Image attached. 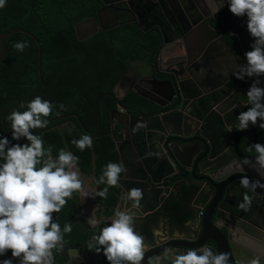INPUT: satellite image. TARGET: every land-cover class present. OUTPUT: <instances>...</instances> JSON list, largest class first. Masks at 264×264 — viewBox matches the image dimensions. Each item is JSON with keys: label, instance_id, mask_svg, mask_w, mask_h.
<instances>
[{"label": "water", "instance_id": "95a60500", "mask_svg": "<svg viewBox=\"0 0 264 264\" xmlns=\"http://www.w3.org/2000/svg\"><path fill=\"white\" fill-rule=\"evenodd\" d=\"M100 1L104 7L125 3L127 11L135 17L134 21L138 23L137 28L144 33H147L149 29L156 28L163 41V48L157 63L159 71L172 75L170 80L159 79L154 76L157 67L149 66L147 71L141 72L139 76L152 87L147 89L133 86L123 92L121 86L129 74L130 68H128L115 88L117 97L123 100L132 91H135L141 97L159 106L161 111L152 117H146L144 114L131 115L123 107H120L119 111L111 113L113 125L117 123L121 127L125 138L123 141H116L117 152L126 169L118 185L121 193L117 208L121 210L130 208L125 200L128 190L139 188L143 190L144 194L140 209L135 210L137 211L136 230L144 236L146 243L150 246L143 264H148L149 257L161 255L165 248L183 253L201 246L210 247L215 252L228 253L229 264H253L255 260L264 264V212L259 217L251 215L243 218L241 215H237L235 207L228 206L229 202L234 203L238 199L235 196L232 200L229 198L233 196L234 183L240 182L241 175H247L251 180L260 179L252 167L245 166L243 173L236 168V164L245 158L255 159V156L243 152L240 141L255 135L259 130L258 125L244 132L235 129L231 133L225 131L226 125L234 126L237 118L235 114H240L239 108L245 102L244 98L247 92L226 91L224 87L227 83L234 82L235 74L246 63L245 53L252 50L253 38L248 31L238 33L228 29L222 21L218 20L215 11L213 14L210 12V18L216 22L215 25L220 24V29L213 27L210 25L211 23L207 25L204 21L197 23L190 14L186 13V22L192 28V32L202 27L203 38L194 46V53H191L187 47L184 52L181 50L169 54L168 58L172 67L169 69L164 67V57L169 52L171 45L174 44L170 37L175 35L177 30L185 33L181 17L173 4L167 3V6L163 4L165 11L163 14L159 8H152L150 4L143 3V0ZM225 7L226 10H229L227 6ZM99 13L98 11L97 17L82 21L75 26L77 39L80 43L106 30L100 22ZM147 20L153 21L150 28L145 27ZM226 33L236 38L237 52L227 41ZM16 34L29 36L39 47L40 83L37 93L28 101L30 102L39 96L44 85L43 49L36 36L28 31L16 30L6 35L0 33V66L6 56V41ZM245 43H249V46ZM224 50L227 51L226 55L233 56L234 69L238 68L239 70L228 76L230 64L224 61L222 65L227 69L225 81L208 94L219 93L223 97L224 91H226L227 94L222 100L225 99L229 107L223 113V117H202L201 107L203 106L191 103L189 98H198L193 93L197 89H203L202 84L208 80H197L198 77L202 78L205 74V68L202 65L204 59L226 56ZM141 63L136 62L135 64ZM175 66L183 68L182 72L187 73L188 80L194 83L193 86H186L187 80L186 82L180 80V73H177L173 68ZM191 68L196 69V72H191ZM149 72L152 74L151 78H147ZM175 100H177L175 106L177 109L173 110L172 104ZM231 108L233 109L231 110ZM13 110L8 111L2 119L3 129L9 136L11 133L6 129V116ZM72 116L74 114L64 116L62 119ZM219 123H223L224 132L222 134L215 132L214 136H210L209 132H213V128L217 130ZM260 136H255L253 144L259 143ZM79 172L82 175L80 168ZM94 180L95 178L92 176L89 183L95 194L97 186ZM243 191L246 190L243 188ZM259 193L264 195V191H259L258 188L255 193L249 192L248 194L251 197V195ZM94 194L92 198L94 197L93 202H96L97 198ZM76 201L79 203L78 208L80 209L77 218L81 226L85 227L82 222L85 218L82 210L83 203L80 198ZM101 217L105 220V224L101 227L106 226L110 219L105 217V212ZM241 219L243 220L240 222ZM177 230L179 233L184 232L189 236L185 237L183 241H179L168 235V233L173 234V231ZM180 230L182 231L180 232ZM157 231L160 233L158 236L154 234ZM171 240L173 243L169 245ZM167 245L169 246L166 247ZM79 249L77 252L70 251L64 255L68 264H75L76 261L89 263V260L93 258L97 259V264H103L102 254L97 255L95 252L88 254V248L84 249L83 246Z\"/></svg>", "mask_w": 264, "mask_h": 264}, {"label": "clouds", "instance_id": "9594fccd", "mask_svg": "<svg viewBox=\"0 0 264 264\" xmlns=\"http://www.w3.org/2000/svg\"><path fill=\"white\" fill-rule=\"evenodd\" d=\"M7 3L8 0H0V10ZM218 5L215 14L227 6L235 17L246 18L247 31L253 38L252 50L245 53L246 63L235 74L241 81L252 79L246 93L247 110L240 112L234 126L226 125L225 131L244 132L257 125L264 131V0H218ZM28 46L27 41H21L14 48L23 52ZM20 107L26 110H13L6 116L11 126V140L0 134V264H55V254L64 252L65 235L73 227L71 222H66L61 228L58 217L54 219L53 214L60 213L74 194L82 198L89 194L84 191L79 157L63 148L53 156L52 147L46 148L43 138L33 132L48 127L52 103L37 96ZM59 107L63 110L64 105ZM22 140L27 143H19ZM72 143L81 152L93 147L90 134ZM247 151H254L255 159L245 158L236 168L243 173L245 166L252 167L260 179L241 175L240 185L246 191L239 208L244 212L252 205L248 193L264 189V143L251 144ZM125 172L122 164L108 163L95 180L97 187L106 186L94 195L107 199L109 188L117 187ZM143 199L142 189L128 190L125 200L130 208H117L106 226L101 227L105 224L103 217H89L87 224L93 235L88 250L103 254L108 264H143L150 246L136 230L135 211L140 209ZM154 234L160 235L158 231ZM9 251L11 257L4 258ZM229 260L228 253L201 246L183 253L165 248L161 255L149 257L148 264H229ZM253 264L260 261L255 260Z\"/></svg>", "mask_w": 264, "mask_h": 264}, {"label": "trees", "instance_id": "16d2710c", "mask_svg": "<svg viewBox=\"0 0 264 264\" xmlns=\"http://www.w3.org/2000/svg\"><path fill=\"white\" fill-rule=\"evenodd\" d=\"M103 6L100 0H8L6 7L0 10L1 34L28 31L36 36L43 49L44 85L39 96L54 107L48 118V127L35 129L34 134L43 138L46 148L52 147L53 156L58 155L62 148L78 156L82 174L94 176L95 180L102 175L108 163L122 164L116 141H123L124 133L117 123L113 125L111 113L123 107L127 113L136 116L159 114V106L135 91L120 100L115 88L134 63L151 59L157 63L163 48L159 33L146 34L137 28L135 21L126 25L113 22L104 26L106 30L80 43L75 26L97 17ZM21 41L29 44L23 52L14 48ZM6 47V56L0 66V134L11 140L3 129L2 119L8 111L27 103L37 93L40 83L39 47L24 34L10 37ZM61 104L64 105L63 110L59 107ZM72 114L74 116L62 119ZM6 129L11 133L10 122L6 121ZM84 134L92 136L93 147L81 152L72 141ZM105 186L99 185L97 191ZM120 193L117 186L109 188L107 199L96 196L101 209H105V217L114 214ZM75 203L73 197L60 213L53 214L54 219L58 217L61 228L66 222L72 224V232L65 235L66 242L80 234L77 223L79 210ZM10 257L9 251L4 258ZM104 264H108L105 257Z\"/></svg>", "mask_w": 264, "mask_h": 264}, {"label": "flooded vegetation", "instance_id": "af4514ba", "mask_svg": "<svg viewBox=\"0 0 264 264\" xmlns=\"http://www.w3.org/2000/svg\"><path fill=\"white\" fill-rule=\"evenodd\" d=\"M143 3L146 4H150L152 6V8H159L161 10V12L164 14V9H163V4H165L167 6V3L173 4V7L175 8V10L177 11V13L179 14V16L181 17V21L183 22L184 25V32H181L180 30H177V33L175 35H172L170 38L173 40L174 44L171 45V48L169 49V52H167V54L164 57V67L165 68H169V54H172L174 52L177 51H181L183 50V52L186 50V48L188 47L191 53L193 52V48L194 46L198 43L199 40H201V38H203L202 35V27H200L199 29H197L196 31L192 32V28L188 25V23L186 22V18L187 15L186 13L190 14L191 17L198 23L200 21H204L207 25L210 24L213 27H217L220 29V24L219 25H215L216 22L213 21L210 18V14H213V11H215L216 7H218V0H143ZM99 16H100V22L103 26H109L110 24H112L113 22H120L121 25H126V24H133L135 17L132 16L128 11H127V6L125 3H118L115 4L113 6H109V7H102V9L99 11ZM211 12V13H210ZM184 13V15H183ZM220 13V14H219ZM217 17L218 20L222 21L224 25H226L228 27V29H230L233 32H242L245 33L247 32V28H246V18H237L235 17L229 10H226V7H224L220 12H219ZM119 23V24H120ZM153 21L152 20H147L145 27L146 28H150L152 25ZM202 23V22H201ZM218 23V22H217ZM137 24L138 23H134ZM156 32V28H152L149 29V31L147 33L150 32ZM146 33V34H147ZM185 34V35H183ZM161 36V35H160ZM225 37L227 39V41L233 46L234 50L237 52V40L234 36L229 35V34H225ZM203 40V39H202ZM247 46H249V43H245ZM223 53V52H222ZM225 55L227 54V51L224 50ZM219 54V52H218ZM221 55V54H219ZM159 60V59H158ZM210 61V63H209ZM226 61L230 64V68H228L230 71L228 73V76L231 73H235V71H238L239 69L237 68L236 70L235 68V61L234 58L231 54H228L226 56L221 55L219 58H211L208 57L206 60L204 59L203 62V66L205 68V74L203 75V77H198V81H201V79H208L207 82H204L202 84L203 89H197V91L195 93H193L194 96H198V98H189L190 102L193 104H197V105H202L203 107H201V114L202 117H223V113H225L227 111V108L229 107L228 102H225V99L222 100L225 95L227 93H225L228 90H231L232 92H237V91H246L250 88L251 83H252V79H247L246 81H241L235 78L234 82H229L225 85L224 88H226V91H224V95L223 97L221 96V94H208V92H211L216 86H218L220 83L222 84L223 81H225L226 76L223 75L224 73H226L227 69L223 67L222 63ZM158 63V61H157ZM153 62V60H146L143 61L141 64H133L130 67V71L129 74H127L121 89L124 91H127L129 88L136 86L137 88H151L152 85H150L149 83L144 82L145 80H142L140 78V74L138 73L139 71L141 72H145L147 71V68L149 66H153L155 65V74L154 76H156L159 79H164V80H170L172 78V75L169 74H163L161 73L159 70L160 68H158V64ZM135 65L136 66H140V70L136 71L137 76H133L132 73L133 71L135 72ZM172 67H170L169 69H171ZM177 73L179 74V78L180 80H183L186 82L187 80V84H185L186 86H193L194 83L191 82V80L189 79V76L187 75V73H183V68H176L173 67ZM226 69V70H225ZM150 71V70H149ZM191 72H196V69H190ZM151 72H149V74H147V78H151L152 74H150ZM214 73V74H213ZM195 82V81H194ZM193 83V84H192ZM264 86V85H262ZM189 89L191 87H188ZM193 89V88H192ZM192 95V96H193ZM229 99V98H226ZM199 102H196L198 101ZM244 101L241 104V107L239 108L240 112L242 111H246L247 107L245 106L246 104V97L244 98ZM177 105V100H175L172 104V109H177V107H175ZM236 107V106H235ZM242 108V109H241ZM233 108H231L232 110ZM161 111V109H160ZM159 111V112H160ZM190 112V110H189ZM234 114V113H233ZM236 115V116H235ZM233 116L238 117V114H235ZM259 127V126H258ZM217 132L218 134H222L223 131V123H219L217 126V130H215V128H213V132H209L210 136H214V133ZM256 135H261L259 137V143H264V131L259 130L256 131V134L253 135L250 138H245L243 140L240 141V146L241 149L243 150L244 153L246 154H250L252 156H255L254 151L252 153H249L247 151L249 145L253 144V139L255 138ZM82 174V172H81ZM85 176L84 174L81 175V178L84 181H87L91 178ZM95 181V180H94ZM235 188L234 191L232 192V195L229 199L232 200L233 197L235 196L237 199V201L235 200L234 203H230L228 204L229 207H235V212L237 213L238 216H242L243 218L249 217L251 215H257V217H259V215L261 213L264 212V195H260L259 194H253L251 195L252 198V205L250 207V209L247 212H244L242 210H240L239 208V204L242 203V199L243 196L245 194V192L243 191L242 186L240 185L239 181H236L234 183ZM259 191H264V189L258 188ZM74 201L76 202V207H78L79 203H77V199L80 198L81 202L83 203V199L80 196H75L74 194ZM91 201H93L92 198L89 199V207H90V212L92 211V207H96V210L93 212V216L96 217H101L102 213L105 212V209L99 206V204L94 201V205H92L91 207ZM83 206H82V210H83ZM78 210L80 211V209L78 208ZM78 211V213H79ZM77 213V214H78ZM84 213V212H83ZM237 217V216H236ZM107 218V217H106ZM225 218H227L225 216ZM89 218H84L82 220V222L85 224V227L81 226V223L79 222L78 218H77V223L80 226V231H79V236L78 238L73 239L71 242H66L65 244V250L63 253H56L55 254V264H68L66 262V259L64 257V255L70 251H79L80 247L83 246L84 249L88 248V242L91 238L92 235V229L90 227H88L87 221ZM107 219H111V217L107 218ZM243 219L239 220L240 222ZM238 224V223H237ZM103 225V224H102ZM101 225V226H102ZM182 230H180L181 232ZM168 235L172 236V238L178 239L179 241H183V239L187 236H189V234H185L184 232L179 233V231H173V234H169ZM171 239V238H170ZM173 243V240H171V242H169V245ZM169 245H167L166 247H168ZM94 253L92 251L88 250V254ZM94 255V254H93ZM80 256V254H79ZM88 257V256H86ZM81 258V256H80ZM77 260V259H76ZM75 260V261H76ZM83 262H87V261H83ZM83 262H78L76 261V264H82ZM103 264H104V257H103Z\"/></svg>", "mask_w": 264, "mask_h": 264}, {"label": "crops", "instance_id": "0c3cea01", "mask_svg": "<svg viewBox=\"0 0 264 264\" xmlns=\"http://www.w3.org/2000/svg\"><path fill=\"white\" fill-rule=\"evenodd\" d=\"M138 65V64H137ZM169 68L171 67L170 65H171V63L169 62ZM135 72L133 71V73H132V75L133 76H137V75H135L136 74V71H138V70H140V66H136L135 65ZM139 74L141 73V71H139L138 72ZM125 140V139H124ZM82 179V178H81ZM83 180V179H82ZM83 182H84V191L85 192H87L88 194H89V196L87 197V198H82L84 201H83V212H84V216L86 217V218H89V217H91V216H93V212L96 210V207H92V205L93 206H95L94 205V202L93 201H91V207H92V211L90 212V207H89V204H90V202H89V199L90 198H92V195L94 194L93 192H92V185L89 183V180H87V181H84L83 180ZM93 199V198H92ZM93 263H96L97 264V259L96 258H93V259H90L89 260V263L88 262H83L82 264H93ZM76 264V263H75Z\"/></svg>", "mask_w": 264, "mask_h": 264}]
</instances>
